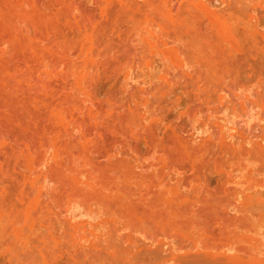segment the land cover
Instances as JSON below:
<instances>
[{"label":"rangeland","instance_id":"rangeland-1","mask_svg":"<svg viewBox=\"0 0 264 264\" xmlns=\"http://www.w3.org/2000/svg\"><path fill=\"white\" fill-rule=\"evenodd\" d=\"M0 264H264V0H0Z\"/></svg>","mask_w":264,"mask_h":264}]
</instances>
